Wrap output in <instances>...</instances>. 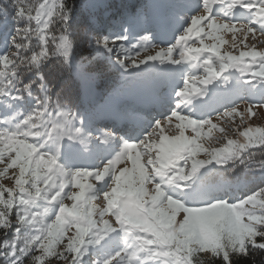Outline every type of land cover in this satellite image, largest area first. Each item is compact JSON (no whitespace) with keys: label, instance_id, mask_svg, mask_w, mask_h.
Returning a JSON list of instances; mask_svg holds the SVG:
<instances>
[{"label":"snow or ice","instance_id":"snow-or-ice-1","mask_svg":"<svg viewBox=\"0 0 264 264\" xmlns=\"http://www.w3.org/2000/svg\"><path fill=\"white\" fill-rule=\"evenodd\" d=\"M72 21L66 0L0 6V264H239L264 250V186L233 195L242 176L228 175L264 184V127H240L258 105H236L264 101V0H149L107 27L92 17L87 63ZM97 60L121 70L126 99L80 111L51 78L95 79ZM206 126L221 146L201 143Z\"/></svg>","mask_w":264,"mask_h":264},{"label":"trees","instance_id":"trees-1","mask_svg":"<svg viewBox=\"0 0 264 264\" xmlns=\"http://www.w3.org/2000/svg\"><path fill=\"white\" fill-rule=\"evenodd\" d=\"M66 2L73 6L72 32L74 34V40H75L74 54L76 56V59L79 50L88 49L87 43H84L83 40L77 36V31L80 28H83L84 30L87 27L90 28L91 25L89 21L92 17H95L96 20L102 26L107 27L108 25H110V22L112 20L119 18L124 7H128L129 10L135 11L137 8L148 3L147 0H66ZM3 4H4V0H0V6H3ZM93 5H95V7H93ZM7 27L10 28L11 24L9 23ZM58 33L59 30L57 31V34ZM33 43L35 45L36 42L34 41ZM79 45L82 46V48L79 47ZM82 54L85 55V53H81L80 55ZM77 61H83L87 63V58L83 57V60L81 59ZM70 70L72 71L73 69H68L63 74H67V76H69L68 83L73 84L75 86L74 92L77 91V94L79 95L78 102L81 106H83L82 109L85 110L89 107L94 106L95 105L94 102L99 101V99L101 98V96L100 97L97 96L95 100L90 98L91 96H93L95 91L97 92V88L93 89V91H91V93L89 94L90 95L89 98H87L85 95L87 92L83 91L82 88L84 87V83L86 82V80H89V78L82 77L78 75L75 71L71 73ZM90 71L99 72V75L95 79H91V80H94L95 82L99 80V82L97 83V85H99V88L101 89L99 90L100 91L99 93L106 94V97L110 96L113 93L114 89L123 82L121 80V73L117 72L118 71L117 69L110 68L107 65L106 61L104 62L103 60H97L93 62L90 65ZM105 75L109 77L108 80H106V82L103 79H101L102 77H105ZM60 78L62 79V77ZM60 78H58V80ZM64 78L66 79V77ZM260 102L264 103V101L261 100ZM30 107H31V103H27L23 106L24 109ZM228 175L233 177L240 175L242 176L241 181L239 183L235 179H233V185H234L232 188L233 195H240L243 192L254 190L258 186H264V184L261 183L260 177L258 175L253 176L250 173H241V172H236L235 174L229 173ZM243 186H247V187L243 191L237 192V190L241 189ZM237 259L239 261V264H264V250L255 249L251 251L250 255L246 257H239ZM26 264H29V262L26 261Z\"/></svg>","mask_w":264,"mask_h":264},{"label":"rangeland","instance_id":"rangeland-1","mask_svg":"<svg viewBox=\"0 0 264 264\" xmlns=\"http://www.w3.org/2000/svg\"><path fill=\"white\" fill-rule=\"evenodd\" d=\"M147 2H149V0H147ZM155 2H163V0H155ZM57 31H58V28H57ZM77 36L80 37L83 40L84 43H87L89 34L86 33L83 28L78 29ZM224 39L226 41H228V43L224 44L221 50L222 51H233V49L231 48V43H232L231 33H225L224 34ZM206 42L207 43H213V41H206ZM132 43L134 44L135 40H133ZM154 43L156 45H158V47H166L167 46V45L161 43L160 40H155ZM248 43L249 44L255 43V41H253L251 39V37H249ZM79 47L82 48V46H80V45H79ZM241 47H243V46H241ZM257 47H264V45L257 44ZM37 50H38V48H37ZM156 50H158V49H152L151 50L152 54H154ZM235 51L238 54V50H235ZM81 53H85V55H83V54L80 55ZM77 55L78 56H77L76 60H81V59L83 60V57L88 58L90 56V49L79 50V53ZM74 56H75V54H74ZM173 56H174V58L179 59L178 53H174ZM75 58H76V56H75ZM52 67H53V65H47L45 67L44 71L47 73ZM67 70H63V71H59L58 70V71H56L55 75L51 78V83H52L53 87L56 88V90H59V87L67 88V87L70 86L71 92L69 93V95H70L69 103H71L74 108H76V109H78L80 111H84L82 109L83 106H81L79 104V102H78L79 101V95L77 94V91L74 92L75 91V86L73 84H69L68 83V77L69 76H67V74H63ZM117 70H118L117 72L121 73L120 69L117 68ZM72 72H74V70H72L71 73ZM191 75L193 77L202 76V71L201 72H197V71L193 70ZM60 77H62V79ZM64 77H66V79ZM58 78H60V79L58 80ZM108 78L109 77H107L105 75V77H102L101 79H103L106 82V80H108ZM98 82H99V80L97 82H95L94 80H91V79L86 80L82 90L87 92L85 95H86L87 98H89V96H90L89 94L91 93V91H93V89L97 88V92L95 91L93 96H91L90 98L95 100L97 98V96H99V97L101 96L99 101L94 102V104H103L104 101L106 99H108L109 96L106 97V94L99 93L100 92L99 90H101V89L99 88V85H97ZM57 86H59V87H57ZM35 94L38 95L39 92L37 91ZM115 94H119L118 97H117L118 99H121V100L126 99V96H125L124 91H123V82L114 89V91H113V93L111 95H115ZM249 103L254 104V105H258L257 107H254V109H253L255 111L256 115L251 117V118H249L247 113H246L245 114V124L244 125H240L241 130H243V127H246L248 125H251L253 127H264V103L260 102L259 93H257V99H255V100H245V101L237 100L236 101V105L239 106L241 111H244ZM213 119L215 121V116L213 117ZM239 119H240L239 116L235 117V123L236 124H239ZM176 123H177V121L175 120V118H173V122L171 124H169L168 127L165 129V134H167V135H176V134H178L179 130H177L175 128V124ZM218 123H219L220 127L226 128L228 130V133H229V135L232 138H235L236 134L232 130L233 129V122H232V120L230 118H225L224 120L219 121ZM105 126H107V125H100V127H105ZM185 134L186 135H194V133L192 132L191 128H186L185 129ZM223 136H224V133L220 132L218 128L217 129H212L211 135H208V126H206L204 128L203 132H202V135H201V143L204 144V146L207 147V148L218 147V146H221L223 144V142H224ZM205 155H206L205 153L201 152L199 158H204ZM255 158L257 160L264 159V156H262L261 153L257 152ZM120 166L123 167L124 165H120ZM128 166H131V162L130 161H128ZM237 172L243 173V169H237ZM3 182L6 183V184H9V185L11 183L8 180H4ZM246 187L247 186H243L241 189L237 190V192L238 191H243ZM94 203L97 206H103L104 205V201H103L102 198H98L97 200L94 201ZM91 259L94 260V259H96V257L93 256V257H91ZM203 259L207 262V261L211 260L212 258H211V256L209 254H205ZM50 264H61V262H59V261H57L55 259H52L50 261ZM215 264H219V261H216Z\"/></svg>","mask_w":264,"mask_h":264}]
</instances>
